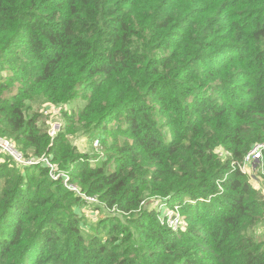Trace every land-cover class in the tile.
<instances>
[{"label":"trees","instance_id":"obj_1","mask_svg":"<svg viewBox=\"0 0 264 264\" xmlns=\"http://www.w3.org/2000/svg\"><path fill=\"white\" fill-rule=\"evenodd\" d=\"M0 73V135L111 213L88 235L61 178L4 160L0 264H264V196L232 167L264 141V0H0ZM27 99L81 100L64 129L103 157L51 140ZM145 195L188 229L161 226Z\"/></svg>","mask_w":264,"mask_h":264},{"label":"rangeland","instance_id":"obj_2","mask_svg":"<svg viewBox=\"0 0 264 264\" xmlns=\"http://www.w3.org/2000/svg\"><path fill=\"white\" fill-rule=\"evenodd\" d=\"M1 74L2 73H0V77H1ZM16 89H18V85H16V87H14L13 89L14 93H16L17 91ZM24 103L28 108V111L26 112L27 116H34L35 118H37V123H36L37 126L44 129L47 132L48 136L51 138V140H53L59 133L64 132L65 134L64 139L67 141V143L70 146L73 147L74 152L77 153L78 155H86L87 158H89L90 162L92 163L99 161L105 154L104 148L102 149L101 147V149H98V148L93 147L92 141L95 137L90 135L89 131L82 130V129H72V130L64 129V126L66 125L65 124V114L69 113V111L81 105L82 103L81 100L71 101L69 103L57 104L54 102H48V101H42V100H36V99H27L25 100ZM51 133H53V136H50ZM109 134L111 138L114 137V135H112L113 134L112 132H109ZM163 134L166 136V138L170 137V133L166 130L163 131ZM3 137L9 138V136H3ZM21 152L24 153L22 150ZM215 152L223 160H225L230 155L227 151L219 147L216 148ZM26 156H35V155L29 153V154H26ZM4 160H6L5 162H7L10 166H13L17 170H22V171L25 170L22 165L15 163L9 156L3 155L0 152V173L1 174H3L4 170L6 169L3 167ZM259 172H260V169L254 170L250 173L251 182L256 181V179H258L256 178V176L257 177L259 176ZM47 176L51 177L49 174V171H48ZM40 178L43 179L45 178V176L43 175ZM2 181L3 179H0V189L2 188ZM263 182H264V177H263ZM262 187H264V184ZM149 197L151 196H146L144 198V201L140 204V206L146 209H151V207H156V210H157L155 212L156 218L159 221V224L161 226H165V224L162 222L161 219H163L164 216H166L165 214L166 212H168L170 207H173V206L179 207V206L176 205V203L172 205L171 202L168 201L167 199L164 200L159 197H152V198H149ZM165 201L168 206L163 204V202ZM159 206L160 207L162 206L161 210L159 209ZM77 209L80 210V215L82 216V219H83L81 224L85 232H87L88 235L97 234L98 232H101L102 233L101 236L104 237L105 233L102 230H104V226L106 225H103V223L107 222V221L106 222L104 221L108 216H111L110 215L111 213L108 212L107 209H105V206L99 201V199L97 198L96 201L91 202L87 200L85 197H83V199L81 198V202L79 203V206L77 207ZM171 210L176 211L175 209H171ZM177 211H178V214H180L183 218V229H184L183 231H186L189 227V223L186 220L184 213H182L179 210V208ZM122 217H123L122 220L125 221V216H122ZM263 230L264 229L261 227V225H258L257 229L254 232L257 236V239L262 242H264V235H263L264 231Z\"/></svg>","mask_w":264,"mask_h":264},{"label":"built area","instance_id":"obj_3","mask_svg":"<svg viewBox=\"0 0 264 264\" xmlns=\"http://www.w3.org/2000/svg\"><path fill=\"white\" fill-rule=\"evenodd\" d=\"M53 136V133L50 134ZM92 145L94 148L101 149V142L99 138H94L92 141ZM0 152L3 155L9 156L15 163L22 165L24 168L25 166H45L48 168L49 174L52 179H62V183L64 187L68 190L74 192L76 195L81 197H85L89 201H96V196L87 195L83 193L79 187L72 182H70L69 176L62 171L57 170V166L54 162L51 161V157L42 154L40 156H26L24 155L21 150L17 147L16 143L7 137L0 136ZM233 168L239 169L243 174L249 177V182L253 186L255 190H258L264 196V187L263 184V177H264V141L263 142H255L252 144L250 149L244 154L242 160L240 162L232 163ZM260 169L259 176L256 178V181L250 180V173L254 170ZM165 200V199H164ZM166 204V201L163 202ZM168 206V205H167ZM162 206H159L161 210ZM171 209H175L176 211H172ZM178 207L173 206L170 207L168 212H166V216H164L162 222L172 231L178 232L183 231V218L180 214H178Z\"/></svg>","mask_w":264,"mask_h":264}]
</instances>
